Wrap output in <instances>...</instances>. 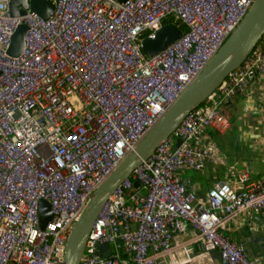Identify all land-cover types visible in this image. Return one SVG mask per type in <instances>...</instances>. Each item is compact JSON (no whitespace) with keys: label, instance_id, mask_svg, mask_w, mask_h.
I'll list each match as a JSON object with an SVG mask.
<instances>
[{"label":"built area","instance_id":"2783aa9c","mask_svg":"<svg viewBox=\"0 0 264 264\" xmlns=\"http://www.w3.org/2000/svg\"><path fill=\"white\" fill-rule=\"evenodd\" d=\"M50 1L53 11L43 18L30 8L12 15L10 0H0V264H63L72 224L94 190L201 72L254 0ZM168 17L186 32L147 56L142 41L154 39ZM21 24L24 47L11 56ZM261 82L264 33L114 189L79 264H211L215 251L220 264H258L219 228L243 211L264 221V173L252 178L239 171L205 196L180 173L225 162L207 129L224 132L223 107ZM42 200L51 213L43 228ZM187 227L199 252L182 240ZM103 242L108 256L98 250Z\"/></svg>","mask_w":264,"mask_h":264},{"label":"water","instance_id":"95a60500","mask_svg":"<svg viewBox=\"0 0 264 264\" xmlns=\"http://www.w3.org/2000/svg\"><path fill=\"white\" fill-rule=\"evenodd\" d=\"M25 8H30L43 18H47L53 11V4L50 0H10L12 15L21 14ZM25 30L26 26L21 24L13 33L11 45L8 48V53L11 56L19 55L24 47L23 35ZM181 33L182 31L176 24H164L157 31L154 39L146 38L142 41V50L147 56H153L178 39ZM263 33L264 0H254L236 28L201 72L190 82L134 149L94 190L81 214L72 224L66 240L63 264H79L91 226L114 189L131 174L133 169L154 152L156 147L174 131L193 108L205 101L227 74L244 60L261 39ZM180 141L178 139L176 143L178 144ZM133 185L138 187L139 183L135 181ZM39 208L40 226L43 228L51 218V213L47 201L42 200ZM98 250L103 256H108L110 253L106 242L100 243Z\"/></svg>","mask_w":264,"mask_h":264},{"label":"crops","instance_id":"0c3cea01","mask_svg":"<svg viewBox=\"0 0 264 264\" xmlns=\"http://www.w3.org/2000/svg\"><path fill=\"white\" fill-rule=\"evenodd\" d=\"M223 110L229 121L228 128L224 132L208 128L207 133L225 162H206L201 170L180 173L181 180L200 196H205L216 182L233 180L239 171L249 172L252 178L264 173V82L253 84ZM219 231L243 245L258 264H264V221L259 214L247 211L232 214ZM195 238V231L187 227L182 240L192 242L193 251L199 252L200 245ZM210 258L211 264H220L218 252H211Z\"/></svg>","mask_w":264,"mask_h":264},{"label":"trees","instance_id":"16d2710c","mask_svg":"<svg viewBox=\"0 0 264 264\" xmlns=\"http://www.w3.org/2000/svg\"><path fill=\"white\" fill-rule=\"evenodd\" d=\"M168 23H175V24H178L180 30H181L183 33L186 32V27L183 26V25H181V24H179L178 21L173 20L172 17H168V18H166V19L164 20V24H168Z\"/></svg>","mask_w":264,"mask_h":264},{"label":"rangeland","instance_id":"374dc122","mask_svg":"<svg viewBox=\"0 0 264 264\" xmlns=\"http://www.w3.org/2000/svg\"><path fill=\"white\" fill-rule=\"evenodd\" d=\"M139 190L141 193H145V190L143 188L140 187Z\"/></svg>","mask_w":264,"mask_h":264}]
</instances>
